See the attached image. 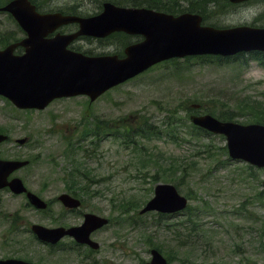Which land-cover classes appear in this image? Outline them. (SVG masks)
<instances>
[{"label": "rangeland", "instance_id": "1", "mask_svg": "<svg viewBox=\"0 0 264 264\" xmlns=\"http://www.w3.org/2000/svg\"><path fill=\"white\" fill-rule=\"evenodd\" d=\"M71 1L73 0H59L53 5L63 6L64 2ZM76 1L84 9H89V12L97 9V0H93L94 5H88L87 0ZM205 8L210 13L212 7L207 5ZM263 11L264 4L261 3L228 5L223 7L221 13L218 11L211 14L210 19L220 24H236L250 22L257 16L261 19L257 24L264 25ZM4 19L5 17H1L4 24L0 26V33L7 29L13 30ZM82 46L92 51L114 49L112 45H98L96 40L85 41ZM239 62H194L188 68L182 67L181 63L178 69L172 63H167L112 88L88 107V113L107 120L118 119V129L122 130L126 123L136 122L134 113L147 115L150 122L159 125L166 109L179 107L176 118L183 123L185 110L180 107L189 104L188 98L197 97L201 102L207 100L208 103L204 106L215 112H220L223 108L243 115L237 117L240 121L251 120L249 117L252 114L243 106L249 96L256 97L258 101L264 100V66L255 60H249L246 65H240ZM83 99L75 97L57 101L43 112L27 115L15 111L8 104L0 109V125L11 130V136L30 134V142L25 147L17 148L16 152L36 158L29 167L21 170V175L27 179L31 188L40 189L45 197H51L62 188V169L68 166V160L61 156L62 151H65L62 138L79 120ZM190 133L191 129L182 124L176 131L171 132V136L162 134L150 140L141 138L143 147L139 151L134 150L132 145L127 148L122 139L111 136L103 138L96 147L90 145L88 156L82 159L84 165L80 167L81 171H77H88L99 178L98 182L91 183V190L102 191L105 196L87 198L90 206L87 205L86 209L95 210L91 207L93 205L103 214L112 213L115 216L116 211L108 205L111 194L132 198L138 206L151 194L155 183L151 177L153 174L156 177H170V180L181 183L178 189L182 194L185 191L190 192L191 203H198L200 197H203L214 206L210 210H200L198 214L197 222H201V227L209 234L206 236L208 242L202 244L200 254L189 252L187 248L179 249V254L185 257L179 261L181 264H241L244 261V264H264L258 225L259 215H264V209H256L246 200L241 203L243 193L247 191L246 185L231 179L226 168L212 169L213 161L222 158L219 147L223 145L224 138L207 135L198 139L190 136ZM9 143L1 150L5 151L11 145ZM76 163L79 165L78 161ZM258 175L260 179L264 178V170L258 171ZM2 199L4 204L22 203L20 198H12L8 194H4ZM144 218L145 221H150L153 217L145 215ZM37 220L48 224L42 215ZM70 220L75 223L79 221L76 216H71ZM115 220V217L112 218L105 231L97 235L99 240L101 237H111L117 231ZM163 231L160 229L158 235L168 241L175 255L177 243L173 239H166L167 233ZM121 236L127 237V233L124 232ZM18 238L19 242L13 244L11 235L0 237V256L8 253L20 255L23 251L20 248L23 238ZM25 238V244H33L29 237ZM138 239L137 229L134 228V233L130 236V264L136 261L137 253L145 258L148 255L145 252V243ZM37 250L40 256H46L45 250ZM172 264H178V260Z\"/></svg>", "mask_w": 264, "mask_h": 264}, {"label": "water", "instance_id": "2", "mask_svg": "<svg viewBox=\"0 0 264 264\" xmlns=\"http://www.w3.org/2000/svg\"><path fill=\"white\" fill-rule=\"evenodd\" d=\"M25 2L14 4L17 18L28 31L29 37L23 42L29 45L27 54L12 56L10 47L0 53V92L17 104L42 105L51 96L76 91L96 94L111 83L122 80L139 68L166 55L184 52L230 53L238 49L264 48V29L238 27L226 30L206 29L197 33L196 23L187 15L176 18L157 14L148 10L107 9L96 18L82 23L96 34H104L112 28L138 29L145 32L148 40L128 49V57L116 60L115 57H83L64 51L68 38L42 39V34L58 22L69 18L39 16L32 12L16 10ZM197 33V34H196ZM149 43L156 45L155 49ZM131 55V56H130ZM196 122L216 131H224L228 137V148L232 156L264 164V127L259 125H230L220 123L208 115L194 117ZM184 204L171 186H158L156 196L145 209L161 206L175 209ZM103 219L86 215V222L80 228H71L79 238L89 229L101 224ZM38 232L44 231L39 228ZM70 230V231H71ZM43 238H47L39 233ZM0 264H13L6 262Z\"/></svg>", "mask_w": 264, "mask_h": 264}, {"label": "trees", "instance_id": "3", "mask_svg": "<svg viewBox=\"0 0 264 264\" xmlns=\"http://www.w3.org/2000/svg\"><path fill=\"white\" fill-rule=\"evenodd\" d=\"M132 2H135V1H140V2H142V1H145V2H149V0H131ZM150 1H155V0H150ZM201 1V0H200ZM213 1V7H216L217 9H219L217 6H219V1H221V0H212ZM191 4H193V3H191ZM172 6L174 5V4H171ZM194 5V4H193ZM203 5V6H202ZM204 3L202 4V3H196L195 5H194V9H197L198 8V10H200V7L199 6H202V7H204ZM190 9H193V8H191L190 7ZM193 9V10H194ZM5 37L6 38H8V35H5ZM2 40H4L2 43H5V42H7L8 41V39H2ZM262 117H264V115L262 114ZM142 128V126H140L139 127V129H141ZM143 130V129H142Z\"/></svg>", "mask_w": 264, "mask_h": 264}, {"label": "flooded vegetation", "instance_id": "4", "mask_svg": "<svg viewBox=\"0 0 264 264\" xmlns=\"http://www.w3.org/2000/svg\"><path fill=\"white\" fill-rule=\"evenodd\" d=\"M65 216V215H64Z\"/></svg>", "mask_w": 264, "mask_h": 264}]
</instances>
